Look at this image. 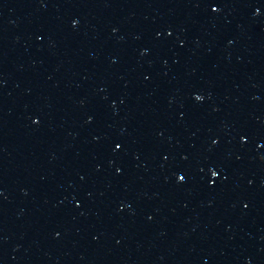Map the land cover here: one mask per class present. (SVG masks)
<instances>
[{"label":"water","instance_id":"obj_1","mask_svg":"<svg viewBox=\"0 0 264 264\" xmlns=\"http://www.w3.org/2000/svg\"><path fill=\"white\" fill-rule=\"evenodd\" d=\"M0 264H264V0H0Z\"/></svg>","mask_w":264,"mask_h":264}]
</instances>
